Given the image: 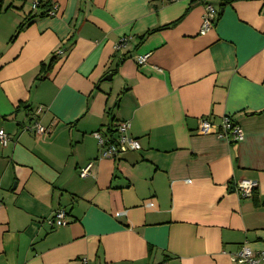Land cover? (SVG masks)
<instances>
[{
  "label": "crops",
  "instance_id": "crops-1",
  "mask_svg": "<svg viewBox=\"0 0 264 264\" xmlns=\"http://www.w3.org/2000/svg\"><path fill=\"white\" fill-rule=\"evenodd\" d=\"M50 1L54 15L18 31L32 0H0V130L11 138L0 146V264L264 253V0ZM206 5L216 15L201 33ZM224 116L242 141L216 135ZM35 121L46 136L25 130ZM121 121L140 150L98 160L92 134ZM242 180L257 183L256 201L240 197ZM57 210L59 228L48 224Z\"/></svg>",
  "mask_w": 264,
  "mask_h": 264
},
{
  "label": "built area",
  "instance_id": "built-area-1",
  "mask_svg": "<svg viewBox=\"0 0 264 264\" xmlns=\"http://www.w3.org/2000/svg\"><path fill=\"white\" fill-rule=\"evenodd\" d=\"M177 1V0H170ZM38 6V0H32V11H36ZM57 10V6L52 4L49 11V16L54 15ZM216 12L210 6H205V12L202 17L201 33L212 28ZM127 38H121L115 45L114 49L119 50L125 47ZM147 56L141 55L136 57V63L143 65L146 63ZM41 109H37L39 113ZM214 122L210 118H202L199 122L197 132L199 135H209L213 132ZM129 123L127 121L118 122L114 127V134L112 136L108 134H102L100 132H94L93 138L97 142L99 149L98 160L110 159L115 160L120 155L128 152H137L140 150V145L136 139H134L129 133ZM216 135L218 137H224L230 142L238 143L243 139L242 129L233 123L228 116L221 118ZM26 131L31 132L36 137H43L47 135L48 130L41 125L38 121L33 122L29 127L25 128ZM11 138L3 130H0V146L5 147L10 143ZM91 164L87 165L80 173L81 177H86L89 174ZM257 188V183L249 180H242L236 185L240 197L250 198L252 191ZM151 203H147L146 207L151 206ZM48 224L56 228L63 227L67 224L66 214L63 210H57L53 217L48 221ZM231 260L235 264H260L264 260V253H254L247 244H242L238 251L231 256Z\"/></svg>",
  "mask_w": 264,
  "mask_h": 264
},
{
  "label": "trees",
  "instance_id": "trees-1",
  "mask_svg": "<svg viewBox=\"0 0 264 264\" xmlns=\"http://www.w3.org/2000/svg\"><path fill=\"white\" fill-rule=\"evenodd\" d=\"M235 1H238V0H220V6L223 7L224 5L230 4V3L235 2ZM51 7H52V4H51L50 0H38V6H37L36 13L33 15L29 14L26 17L25 23L23 25L19 26L18 31L21 30L24 25L30 24L35 19H40V18H44V17L49 16V11H50ZM51 63H52V60L46 66L40 65L39 74L37 77L38 79L41 76V73H45L51 67ZM105 134L112 136L114 134V128L110 131L105 132ZM255 193H256V189L254 191H252V196L250 197L254 201H256V194Z\"/></svg>",
  "mask_w": 264,
  "mask_h": 264
},
{
  "label": "water",
  "instance_id": "water-1",
  "mask_svg": "<svg viewBox=\"0 0 264 264\" xmlns=\"http://www.w3.org/2000/svg\"><path fill=\"white\" fill-rule=\"evenodd\" d=\"M110 79V75H108L106 78H105V80H109Z\"/></svg>",
  "mask_w": 264,
  "mask_h": 264
}]
</instances>
